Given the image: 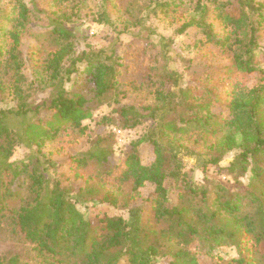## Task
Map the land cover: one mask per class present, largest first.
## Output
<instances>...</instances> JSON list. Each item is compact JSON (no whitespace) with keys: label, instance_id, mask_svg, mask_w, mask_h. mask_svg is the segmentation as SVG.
I'll return each instance as SVG.
<instances>
[{"label":"trees","instance_id":"trees-1","mask_svg":"<svg viewBox=\"0 0 264 264\" xmlns=\"http://www.w3.org/2000/svg\"><path fill=\"white\" fill-rule=\"evenodd\" d=\"M137 1L102 0V11L87 16L112 23L108 8L119 12L123 30L143 28L150 11L170 15L182 3L143 0L131 12ZM195 1L196 12L176 31L194 26L227 53L228 63L188 83L168 66L169 39L146 66L140 55L124 61L101 50L77 52V37L62 24L73 13L63 11L46 33H35L40 10L30 1L0 6V102L14 103L0 107V220L9 219L12 231L33 244L40 264H200L201 257L264 264V62L257 57L264 5L241 0L244 9L236 13L220 5L216 19L227 30L218 35L207 5ZM28 38L34 40L24 51ZM46 88L47 97L30 104L31 93ZM146 88L147 102L121 103ZM101 105L117 107L116 116L100 122L143 131L119 163L111 159V138L98 136L84 151L68 150L87 135L83 120ZM29 115L20 130L7 122ZM20 144L29 155L11 161ZM143 148L152 154L149 161ZM229 153L233 158L221 166ZM184 156L202 170L215 166L233 182H195ZM146 186L152 191L142 199ZM87 202L126 215L86 216L77 204ZM222 246L235 256L221 255ZM0 264L31 263L14 254L0 256Z\"/></svg>","mask_w":264,"mask_h":264},{"label":"rangeland","instance_id":"rangeland-1","mask_svg":"<svg viewBox=\"0 0 264 264\" xmlns=\"http://www.w3.org/2000/svg\"><path fill=\"white\" fill-rule=\"evenodd\" d=\"M8 0H2L0 6H7ZM30 5H34L37 12L33 18V30L35 33H46L50 27L52 18L61 14L63 11L73 13L69 20L62 22L63 26L71 31L78 41L77 52L80 50H101L107 56L113 58L130 61L134 60L137 55H140L141 61L144 65L150 64L151 58L158 53H161V45L164 40L169 39V46L165 48V54L168 58V66L172 69L179 71L183 78V83L193 82L197 78L203 76L209 70L212 72L221 71L223 66L228 63L227 53H222L215 45L205 40L202 32L197 30L194 26L187 28L183 32H177V28L196 11L195 0L184 1L179 4L170 15L163 11H150L146 17V22L143 28L130 27L123 30L119 12L108 9L112 23H106L90 19L87 14H95L96 11H102V0H63L56 4L52 0H27ZM143 0H138L137 3L131 8V12L136 11V6L141 4ZM165 1V0H160ZM177 2V0H174ZM201 3L206 4L211 13L208 15V22L213 24L214 32L218 35L224 34L225 30L222 29L219 21L216 19V14L220 10V5L228 11L239 12L243 7L241 0H199ZM264 5V0H255ZM105 8V7H104ZM264 8V7H263ZM264 11V9H263ZM1 15V14H0ZM199 15L196 16V18ZM2 22V21H0ZM34 38H28L23 45V50L29 42ZM260 50L257 52V57L264 62V37L259 39ZM155 58H158L157 56ZM66 86H70L67 83ZM150 88L130 92V98L121 100V103H132L140 105L151 99L149 93ZM50 92V88L43 91L37 89L31 93L29 97L30 104L34 105L39 103L42 99L46 98ZM13 101L9 98L3 99L0 102V107L13 106ZM117 105H101L93 110L91 118L83 120L87 125V135L80 138L77 144L69 145L68 150L70 153L81 152L89 148L92 140L98 136L111 138L113 155L112 161L119 163L122 161L130 149L131 141L138 138L143 132L141 128L133 129H120L118 123H102V117L116 116L114 109ZM31 116L10 118L7 120L8 124L20 130L22 124L30 119ZM30 150L24 145H17L14 148L13 154L10 158L11 161L18 162L25 160L29 155ZM234 153L227 154L220 162L221 166H225L233 158ZM141 156L144 161L151 159V152L149 148H143ZM185 169L190 170L192 178L195 182L206 183L211 185L210 181H206L205 177L220 180L226 185H230V176L226 173L218 172L215 166H209L206 170L196 165L194 158L184 156L183 158ZM246 181V179H243ZM212 187V186H211ZM210 187V189H211ZM152 191L151 186H146L141 189L142 199L149 196ZM80 211L84 212L86 216L95 215H126V211L115 206L99 203L87 202L85 204H77ZM12 226L9 219L3 218L0 220V256H10L17 254L22 260L31 264H40L32 249L33 244L28 241L18 231H12ZM261 249L264 251V243L261 244ZM221 255L226 258L235 256L233 248L222 246L218 248ZM157 264H168L166 259L160 260ZM200 264H216L208 258L201 257Z\"/></svg>","mask_w":264,"mask_h":264}]
</instances>
